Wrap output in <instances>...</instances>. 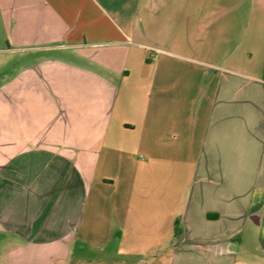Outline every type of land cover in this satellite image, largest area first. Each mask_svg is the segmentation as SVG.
Segmentation results:
<instances>
[{
    "label": "crops",
    "instance_id": "0c3cea01",
    "mask_svg": "<svg viewBox=\"0 0 264 264\" xmlns=\"http://www.w3.org/2000/svg\"><path fill=\"white\" fill-rule=\"evenodd\" d=\"M253 4L0 0V264H264Z\"/></svg>",
    "mask_w": 264,
    "mask_h": 264
},
{
    "label": "rangeland",
    "instance_id": "374dc122",
    "mask_svg": "<svg viewBox=\"0 0 264 264\" xmlns=\"http://www.w3.org/2000/svg\"><path fill=\"white\" fill-rule=\"evenodd\" d=\"M253 1H254V4H253L254 12H253V15H252L253 17H252L251 26H252V29L254 31V36H253L254 43L257 42V45H259L260 41L264 38V36H260V34L257 35V34H255V32H260V30H262L264 32V19H262L263 15L261 13L259 4H255V0H253ZM248 6H249V3L247 2V5H246L247 9H248ZM241 19H240L241 22H242L241 25L248 28V26H249L248 25V16H247V20H244V15H242ZM259 54H260V49H258V52L255 53V55H254L255 58ZM242 239H243L242 248H241L242 256L246 255V253H247L246 251H249L251 249L256 251V250L259 249V246H258V243H257V237L255 235H252V234L248 233L247 230H246L245 233H243V238ZM240 242L241 241L237 242V244L239 245ZM71 248H72L71 249L72 252H74L76 254H85L86 253L85 249H80V245L79 244L71 245Z\"/></svg>",
    "mask_w": 264,
    "mask_h": 264
},
{
    "label": "trees",
    "instance_id": "16d2710c",
    "mask_svg": "<svg viewBox=\"0 0 264 264\" xmlns=\"http://www.w3.org/2000/svg\"><path fill=\"white\" fill-rule=\"evenodd\" d=\"M177 224V223H176ZM178 231V229L176 228V232Z\"/></svg>",
    "mask_w": 264,
    "mask_h": 264
}]
</instances>
